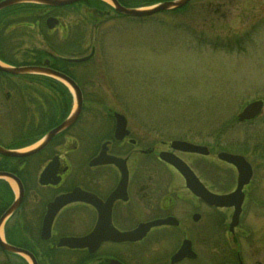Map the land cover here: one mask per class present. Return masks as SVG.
Returning a JSON list of instances; mask_svg holds the SVG:
<instances>
[{
  "label": "flooded vegetation",
  "instance_id": "obj_1",
  "mask_svg": "<svg viewBox=\"0 0 264 264\" xmlns=\"http://www.w3.org/2000/svg\"><path fill=\"white\" fill-rule=\"evenodd\" d=\"M84 1L26 9L14 17L24 20L13 21L5 28V34L12 29L41 34L40 48L22 49V43L9 48L7 41L0 45L5 59L0 60L7 65L44 66L62 73L76 84L81 96L74 122L53 135L39 151L18 158L0 154V172L14 175L23 189L21 203L11 218L16 219L13 238L25 243L14 246L29 252L36 264H210L205 255L212 242L208 214H218L221 209L194 195L179 171L160 157L166 152L188 165L185 158L199 155L172 148L173 140L149 141L145 122L132 121L130 108L123 111L106 105L101 91L85 89L95 75L86 64L94 55L95 42L84 37L87 30L91 27L93 33L104 20L127 17L117 14L102 0H94L93 7ZM131 1L117 0L125 7ZM137 1L145 6L152 0ZM82 9L89 14L83 22L65 14L66 10ZM161 13L168 12L157 14ZM49 18L56 22L51 29ZM45 34L54 35L56 40ZM86 48L91 52L84 61H77L83 57L77 53H55L56 49ZM35 51H43L44 57L39 59ZM24 54L31 57L28 64L20 65ZM13 58H17L19 65ZM74 108V91L59 79L0 72V147H36ZM71 193L75 200L52 214L49 206ZM14 198L13 195L11 203ZM47 215L53 217L49 236L43 239L42 225ZM218 221L221 229H227L221 215ZM144 225L150 226L141 228ZM95 229L97 233L85 241V246H58L63 238L82 239ZM137 230V234L129 236L131 239L119 235ZM221 237L222 234L215 237L214 245L222 242ZM3 238L7 241L6 230ZM184 242L189 246L184 252L190 256L178 259ZM0 252L7 254L1 248ZM230 256V261L222 264H234L240 258L237 251Z\"/></svg>",
  "mask_w": 264,
  "mask_h": 264
},
{
  "label": "rangeland",
  "instance_id": "obj_2",
  "mask_svg": "<svg viewBox=\"0 0 264 264\" xmlns=\"http://www.w3.org/2000/svg\"><path fill=\"white\" fill-rule=\"evenodd\" d=\"M71 11L65 14L82 22L89 15ZM89 28L84 37L95 41L94 55L86 64L95 75L85 89L101 91L106 105L130 108L132 121L145 122L153 143L185 140L207 146L208 156L185 159L213 193H229L236 185L235 168L220 162L218 152L242 155L250 163L253 176L244 188L239 224L231 236L218 219L221 215L227 224L232 210L211 211L212 242L205 255L210 264H222L237 251L242 264H264V107L252 121L237 120L247 104L264 103V0H191L179 12L112 18L93 33ZM5 38L9 48L22 43V49L40 48L43 40L28 29L25 34L7 30ZM90 52L86 48L78 55ZM15 222L13 217L7 222L2 237ZM218 234L222 242L214 245ZM25 262L30 264L24 256L0 252V264Z\"/></svg>",
  "mask_w": 264,
  "mask_h": 264
},
{
  "label": "water",
  "instance_id": "obj_3",
  "mask_svg": "<svg viewBox=\"0 0 264 264\" xmlns=\"http://www.w3.org/2000/svg\"><path fill=\"white\" fill-rule=\"evenodd\" d=\"M81 0H2L0 1V11L6 8L19 5V4H38L43 6L49 7H61L65 5H70L76 3ZM113 6L116 13L131 16V17H146L151 16L157 12L161 11H170L174 9H180L185 6L190 0H170V1H163L157 3L155 5L145 7V8H126L121 6L116 0H107ZM47 22H52L51 25H48L49 29L55 26V20L49 18ZM54 22V23H53ZM86 58L78 59L77 61H84ZM47 65V63H45ZM0 71L8 74L13 75H25V74H41V75H49L56 79H59L66 83L75 93V108L70 113V115L55 129L51 130L48 134L44 136V138L38 143V145L30 150L26 151H16V150H7L5 148L0 147V154L3 156L8 157H25L35 152L39 151L49 140L50 138L55 135L57 132L67 128L71 125L76 117L79 114L80 107H81V96L78 87L76 84L66 77L64 74L47 69L46 67H34V66H24V67H12L7 66L0 63ZM263 108V102L260 100L253 101L247 104L242 111L238 114L237 120L239 122H245L253 120L256 116H258ZM119 127V126H118ZM171 147L183 152L195 153L200 154L203 156L209 155V150L206 146L202 145H195L184 141H173L171 143ZM162 160L166 161L167 163L171 164L175 169L179 171V173L183 176L185 180L186 187L196 196L200 197L203 201H205L210 206L216 208H233V212L231 214L230 222L228 224V229L230 233L234 232V228L238 225L239 217L242 210V203L244 200V192L243 189L247 186L252 178L253 172L250 163L246 160V158L239 154H233L229 152H218L217 159L225 162L232 167L235 168L237 172L236 176V186L233 191L227 194H215L210 192L205 188V186L200 182L198 177L194 174V172L190 169V167L185 164L182 160L177 158L172 154H168L166 152H162L160 154ZM0 179H10L17 187L18 194L15 197L14 201L11 205L3 212L0 216V228L4 224V222L12 216V214L18 209L22 197H23V189L21 182L18 178L8 172H0ZM75 200V195L73 193L62 196L58 198L54 203H52L49 208L51 209L52 214L56 212L60 207L64 206L65 204ZM49 213V212H48ZM53 215L46 216L42 225V238L47 239L49 236L50 225L52 221ZM153 224V223H152ZM150 225L141 226V228H148ZM115 232V231H114ZM138 230L135 232H131L128 234H119L123 235V237L131 239L130 235L137 234ZM97 233V229L91 232L87 237L82 239L77 238H63L59 241L58 246H66L70 248H76L80 246H85L87 241H90L94 234ZM117 233V232H115ZM86 241V242H85ZM0 248L8 253L11 254H20L27 257L31 264H36L34 257L24 249L14 247L12 245L7 244L2 238L0 237ZM189 246L184 245L180 249L177 258L181 259L184 256L189 257L190 255L187 254ZM239 264H242L241 262Z\"/></svg>",
  "mask_w": 264,
  "mask_h": 264
},
{
  "label": "trees",
  "instance_id": "obj_4",
  "mask_svg": "<svg viewBox=\"0 0 264 264\" xmlns=\"http://www.w3.org/2000/svg\"><path fill=\"white\" fill-rule=\"evenodd\" d=\"M161 1H166V0H152L150 1L148 4H153L156 2H161ZM89 7H93L94 5V0H86L84 1ZM129 7H136V6H140L138 5V1L137 0H132L129 4ZM37 8V6H33V5H16L10 8H7L3 11L0 12V45L3 44V42H6V38H5V28L12 23L13 21H22L24 20L23 18H14L11 19L12 17L17 16L18 14L20 15V13L22 12H26L29 8ZM188 7L185 6L179 11H182L184 9H186ZM175 11V12H177ZM55 51L61 52V53H68V54H81V50H73V49H56ZM35 53L37 54L36 57L43 58L45 53L43 51H35ZM63 55V54H62ZM13 57V56H12ZM31 57L29 54H24L22 55V60L24 61L23 64L20 65H24V64H28L26 63V61L28 60V58ZM0 59L1 60H5L4 57L1 56L0 54ZM14 62L16 63V65H19V61L17 60V58H13ZM224 149V148H223ZM241 153H243L241 151ZM13 199V191L10 188V186L4 182L0 180V215L1 213H3V211L8 207V205L11 203ZM15 227H11L9 229H6V239L7 242L11 245H16V246H22L23 243H25V241L19 240V239H15L13 238V234L15 233ZM43 260V258H41V261ZM23 264V263H21ZM26 264V263H24ZM51 264H56V263H51Z\"/></svg>",
  "mask_w": 264,
  "mask_h": 264
},
{
  "label": "bare ground",
  "instance_id": "obj_5",
  "mask_svg": "<svg viewBox=\"0 0 264 264\" xmlns=\"http://www.w3.org/2000/svg\"><path fill=\"white\" fill-rule=\"evenodd\" d=\"M10 183H11L12 187L15 188V187H14V184H13L12 182H10Z\"/></svg>",
  "mask_w": 264,
  "mask_h": 264
}]
</instances>
